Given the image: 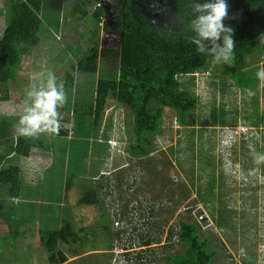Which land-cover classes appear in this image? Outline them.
Segmentation results:
<instances>
[{
  "label": "rangeland",
  "instance_id": "rangeland-1",
  "mask_svg": "<svg viewBox=\"0 0 264 264\" xmlns=\"http://www.w3.org/2000/svg\"><path fill=\"white\" fill-rule=\"evenodd\" d=\"M4 1L0 0V7ZM178 1L135 0V14L146 17L157 28H184L185 18L176 11ZM121 2L97 0L105 12L98 38L100 48L121 49L122 32L117 30ZM227 3L228 16L224 23L232 28L241 20L248 3L241 0H227ZM73 4L74 0H66L64 10L72 11ZM47 11V20L56 21L58 26L60 23L61 28L65 14L59 7L51 6ZM96 25L90 15L83 21H78L75 15L63 24L62 31L58 32L56 26L54 33L51 28L47 40L24 55L18 72L0 85V122L17 125L29 102L27 93L31 85L46 80L49 71L54 73L58 84L63 83L67 96L63 105L72 99L71 91L76 86L68 83L67 75L72 73L71 64L81 55L75 54L78 46L85 49L92 46L88 39ZM248 61L250 65L259 63L260 68H264L262 53L255 52ZM97 65L100 71L119 70V63L113 58L99 57ZM232 67V64L213 61L210 68L198 73L194 81L188 75L180 77L184 89L201 95L195 111L196 125L194 128L181 126L172 114L165 113V131L154 136L148 156L135 157L128 153L127 146L135 139L134 115L127 106L118 105L111 97L106 116L113 111V127L104 136L112 143L103 161L100 155H93L97 152L93 144L94 131L98 129L91 124V116L74 112L71 115L62 108L63 105L58 111L60 117L67 111L65 117L70 120L64 121V125L70 127L71 137L85 141L73 148L70 138L56 136L53 141V129L34 135L35 139L44 141L46 147H56L51 176L47 178L46 175L44 181L36 179L35 184L38 182L47 188L44 199L40 200L45 202L41 216L43 228L60 230L61 239L66 243H61L58 250L61 264L68 262L66 255H76L72 261L78 264H174L165 256L185 250L186 244L180 239L182 221L197 223L200 233L211 236V245L219 247L220 254L211 264H264V162L255 161L257 155H264L261 151L264 124L257 128L250 123L251 120L256 122L257 118L259 123H264L263 91L260 95L258 91L251 95V91L235 87L233 84L238 76ZM205 76L208 80L203 82ZM223 77H228L231 84L225 94L220 82ZM7 91L11 99L5 98ZM90 98L82 97L83 103H90ZM70 102L72 105L74 100ZM228 109L229 113L226 112ZM106 116L102 128L107 127ZM127 120L130 124L126 128ZM60 126L63 124L59 122ZM125 128L130 134H126ZM14 130L12 136L1 133L0 166L3 154L11 147L5 139L11 136L16 140L20 134L16 128ZM98 133V136L103 135ZM87 139L93 140L87 142ZM34 150L29 159L19 161L20 156L14 159L15 163L21 162L30 170L31 177L53 159L51 151ZM75 151L78 153L74 156ZM100 183L104 186L100 187ZM89 189L97 191L100 202L78 204ZM211 189L216 195L210 204L205 201L206 195L201 194ZM0 202H16L6 186H0ZM212 207L215 210H211ZM220 214L223 217L220 216L221 223ZM61 217L65 223L63 231ZM7 226L0 224V264H48L47 254L39 244L37 223L24 225L23 229H18L19 235H12L14 233ZM22 232L28 238L22 236ZM146 241L151 242L147 245ZM127 245L130 258L124 254L127 250L121 249Z\"/></svg>",
  "mask_w": 264,
  "mask_h": 264
},
{
  "label": "trees",
  "instance_id": "trees-1",
  "mask_svg": "<svg viewBox=\"0 0 264 264\" xmlns=\"http://www.w3.org/2000/svg\"><path fill=\"white\" fill-rule=\"evenodd\" d=\"M65 1H4L0 7V18L3 21L2 25L0 24V85L14 77L22 64L24 55H27L32 48L40 46L44 40H47V33L51 31V28L55 33L54 27L57 26L56 28L60 32L63 24L70 21L75 15L78 21H83L90 15L94 17L97 24V28L94 27L91 34H89L88 41L92 46L86 49L78 46L75 54L81 53V55L76 63L71 64L72 73L67 75L68 83H71L70 85L73 87L76 86V88H72L73 92L71 91L74 100L72 105L74 106L71 105V99L66 104L67 106L63 105L62 108L69 111L71 115L74 112V114L80 113L91 116V124L98 129L94 131L96 138L91 139L96 147L95 151H97L93 152V155H100V160L103 161L102 158L108 153L110 138L105 140L104 135H108L113 127V111L106 116L110 97L118 105L127 106L134 115L132 130L135 139L131 140L127 146V151L132 156L145 157L151 153L154 136L161 135L165 131V113L172 114L181 126L194 128L197 122L195 111L201 102V95L184 89L180 77L188 75L194 81L197 79L198 73L210 68L213 59L210 56L198 53L196 46L191 43L190 37L194 33L188 30V22L193 18V15L188 0H179L177 3V13L185 18L184 28L180 29L157 28L146 17L135 14L137 11L135 0H122L120 5L122 13H120V22L117 28L118 31L122 32L121 49L100 48L98 45L105 12L103 7L97 4V0H74V8L72 11L68 9L67 12L64 10ZM241 1L249 4L245 8L241 20L232 27L235 49L231 69L232 71L236 70L238 76L233 85L251 91V95L257 91L260 95V91H263L264 96V80L258 79L256 75L257 71L261 69L260 64L250 65L251 63L248 61L249 57L255 52L264 54V42L260 41L261 34H264V0ZM51 6L59 7L65 14L61 28H59L60 23L58 26L56 21L55 23L49 22L47 20L48 16H45ZM62 16L63 14H61ZM107 28L110 29L109 26ZM99 57L117 60L119 70L103 69L100 71L97 65ZM207 78L208 76L202 77V81L204 82ZM227 78L223 77L220 81L224 94L229 91L231 86ZM212 84L214 86L215 82ZM8 96L7 91L5 98L11 99ZM85 96L91 97L90 103H83L82 97ZM212 107L215 108V105ZM226 112L229 113L230 110L228 109ZM244 112L247 113L248 110ZM63 113V117L61 116L59 120L63 126L53 128V141L56 136L70 138V143L76 147L85 140L71 137L70 127L64 125V121L70 119L65 117L67 116L65 112ZM249 114L245 117L246 120L249 119ZM105 116L107 117V121L105 120L107 127L102 128ZM214 119H216L215 115ZM250 123L257 128H261L264 124L259 123L258 118L256 122L251 120ZM128 124H130L129 120L125 124L126 128ZM15 128L16 125L11 122L1 121L0 140L1 133H9L12 136L15 133ZM126 128V134H130ZM98 131L103 135L98 136ZM11 136L5 139L6 142L11 143V147L6 154H3L4 159L0 166V186H6L16 202H0V224H7L9 226L7 227L14 233L12 235H15V233L19 235L18 229H23L24 225L30 222L37 223L39 225L37 231L40 237L39 244L47 254L48 264H61L58 250L59 246L62 245L61 243H66H64V239H61L60 230L43 228L41 216L45 202L40 200L41 198L44 199L47 188L44 189L38 182L35 184L36 179L44 181L46 175L51 176L52 168L56 162V149L54 150L56 147H46L47 144L40 139H35L34 135L17 134L16 140L11 139ZM91 140L87 139V142ZM98 144L102 146L99 147ZM74 146L73 148H75ZM37 148L51 151L53 159L47 167L37 169L36 175L31 177L30 170L21 162L15 163L14 159L19 156L21 157L19 161L29 159L34 154V149ZM261 151L264 152V147L261 148ZM77 153L75 151L74 156ZM36 167L38 168V166ZM69 183L68 186H70ZM214 183L212 182V184ZM99 186L103 187L104 185L100 183ZM213 188L215 189V186ZM48 189L51 190V188ZM208 191L210 192L207 193ZM211 191L213 190H207L201 194L206 195V197L209 195L208 198L210 199L207 200L205 197L206 200H204L207 203L210 202V204L214 201L216 195ZM99 202L97 191L89 189L88 193L79 199L78 204L93 205ZM210 209L215 210L214 207ZM220 216L222 217V215H219L221 223L223 217L221 219ZM61 218L63 222V217ZM181 225L180 239L186 244L185 250L177 255L168 254L165 258L174 264H211L215 257L220 254L219 247L211 245L212 237L202 235L200 226L197 223L182 221ZM64 228L65 223L63 222L62 231ZM29 229L32 228L29 227ZM23 233L22 236L28 238ZM150 242L146 241V244L149 245ZM64 249H66L65 246ZM127 258H130V254H127ZM65 264L78 263L70 261Z\"/></svg>",
  "mask_w": 264,
  "mask_h": 264
},
{
  "label": "clouds",
  "instance_id": "clouds-1",
  "mask_svg": "<svg viewBox=\"0 0 264 264\" xmlns=\"http://www.w3.org/2000/svg\"><path fill=\"white\" fill-rule=\"evenodd\" d=\"M188 4L193 15L188 22V30L194 33L190 40L197 52L212 57L215 63L231 64L235 41L233 29L224 23L228 16L227 0H188ZM260 41L264 42V34H261ZM256 75L264 80V68L258 70ZM27 95L29 102L16 125L17 132L33 136L41 131L58 128L61 118L58 108L66 103L67 96L63 83H57L54 73L49 71L46 80L31 85ZM109 142L112 143L111 139ZM255 161L264 162V155H257ZM128 248V245L121 248L127 250L124 252L126 255L130 254Z\"/></svg>",
  "mask_w": 264,
  "mask_h": 264
},
{
  "label": "crops",
  "instance_id": "crops-1",
  "mask_svg": "<svg viewBox=\"0 0 264 264\" xmlns=\"http://www.w3.org/2000/svg\"><path fill=\"white\" fill-rule=\"evenodd\" d=\"M263 98H264V96H263ZM80 210H81V208H80ZM65 254V253H64ZM76 255H72V256H69V255H66V258L67 259H69L68 260V262H70V261H72V260H75L76 259V257H75ZM67 263V262H66Z\"/></svg>",
  "mask_w": 264,
  "mask_h": 264
},
{
  "label": "flooded vegetation",
  "instance_id": "flooded-vegetation-1",
  "mask_svg": "<svg viewBox=\"0 0 264 264\" xmlns=\"http://www.w3.org/2000/svg\"><path fill=\"white\" fill-rule=\"evenodd\" d=\"M242 2H244V1H242ZM244 3H246V4H247L248 2H244ZM248 4H249V3H248ZM121 13H122V11H121Z\"/></svg>",
  "mask_w": 264,
  "mask_h": 264
},
{
  "label": "water",
  "instance_id": "water-1",
  "mask_svg": "<svg viewBox=\"0 0 264 264\" xmlns=\"http://www.w3.org/2000/svg\"><path fill=\"white\" fill-rule=\"evenodd\" d=\"M124 13V12H123Z\"/></svg>",
  "mask_w": 264,
  "mask_h": 264
}]
</instances>
